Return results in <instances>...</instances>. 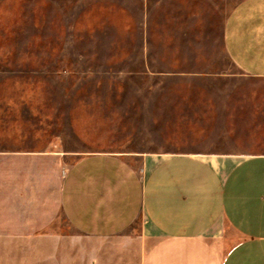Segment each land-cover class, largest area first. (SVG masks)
I'll list each match as a JSON object with an SVG mask.
<instances>
[{
  "label": "crops",
  "instance_id": "obj_1",
  "mask_svg": "<svg viewBox=\"0 0 264 264\" xmlns=\"http://www.w3.org/2000/svg\"><path fill=\"white\" fill-rule=\"evenodd\" d=\"M221 43L236 73L264 82V0L237 2ZM176 67L161 74L211 84L234 73ZM205 86L226 98H204L200 117L183 119L215 132L192 150L47 151L38 102H12L0 118V264H38L58 216L94 237L136 225L139 264H264V88Z\"/></svg>",
  "mask_w": 264,
  "mask_h": 264
},
{
  "label": "rangeland",
  "instance_id": "obj_2",
  "mask_svg": "<svg viewBox=\"0 0 264 264\" xmlns=\"http://www.w3.org/2000/svg\"><path fill=\"white\" fill-rule=\"evenodd\" d=\"M239 1L0 0V118L12 102H38L47 151L197 149L215 132L183 119L200 117L202 99L226 96L205 85L264 88L223 56L222 24ZM176 65L234 73L211 84L161 74ZM135 226L86 236L58 216V237L38 240V264H139Z\"/></svg>",
  "mask_w": 264,
  "mask_h": 264
}]
</instances>
